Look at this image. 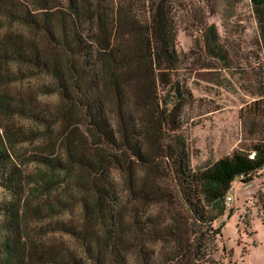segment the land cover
Segmentation results:
<instances>
[{
  "label": "trees",
  "instance_id": "16d2710c",
  "mask_svg": "<svg viewBox=\"0 0 264 264\" xmlns=\"http://www.w3.org/2000/svg\"><path fill=\"white\" fill-rule=\"evenodd\" d=\"M63 1L76 21L78 0ZM179 1L111 0L102 10L95 0L90 21L97 27L93 34L96 48L85 44L75 30L71 36L65 34L61 43L81 61L72 66L70 74L34 45L11 36L0 38V88L14 75L8 66L44 73L57 83L63 98L71 95L72 102L82 108L93 138L106 149L95 150L92 158L81 150H68L69 161L65 162L55 159L54 150L41 156V146L35 144L37 155L24 161L19 149L24 144L45 138L46 144L57 146V130H51L56 113L0 92V189L5 194L0 201V264L208 261L211 243L220 232L213 224L225 214L231 184L236 179L251 182L264 168V142H255L202 170L190 168L185 141L176 132L179 127L168 126L165 119L171 116L166 108L177 111L187 93L172 80L182 57L175 50L174 7ZM249 1L257 25L256 45L264 56V0ZM36 9L22 0H0V27L2 20L38 30L42 25L55 42L48 22H37ZM124 34L132 35L130 47L122 42ZM202 38L204 55L221 69L229 68L228 51L214 25L205 26ZM137 71L145 77L141 94L149 105L145 120L130 107L129 78ZM102 85L118 97V124L112 123L98 96ZM160 88L165 91L162 98ZM29 163L36 164L33 174L26 170ZM146 169L153 170L152 180L140 176ZM81 172L88 179L78 181L75 174ZM114 172L123 179L117 181ZM152 204L166 209L165 219L147 212ZM74 208L77 213L72 216ZM65 212L68 218H54ZM93 222L96 228L91 227ZM156 242L166 245L155 250L149 243Z\"/></svg>",
  "mask_w": 264,
  "mask_h": 264
},
{
  "label": "rangeland",
  "instance_id": "374dc122",
  "mask_svg": "<svg viewBox=\"0 0 264 264\" xmlns=\"http://www.w3.org/2000/svg\"><path fill=\"white\" fill-rule=\"evenodd\" d=\"M22 1L32 10L50 8L36 9V20L40 25L48 22V30L55 36V42L46 36L42 25L38 30L5 20L0 27V38L11 36L34 45L44 57L55 59L57 67L67 74L81 61L61 46L65 34L71 36L75 30L85 44L96 48L93 34L97 27L90 21L91 5L95 0H78L80 17L76 21L68 15L69 7L63 0ZM110 2L98 0L97 3L105 10ZM174 8L177 10L175 50L182 57L172 80L178 81L187 93L177 111L173 113L171 107L166 108L171 116L165 119L168 126L179 127L176 132L185 141L190 168L198 171L236 151L247 150L255 142H264V83L260 84L264 75V56L256 45L257 25L249 0H180ZM133 13H136L135 9ZM208 25H214L228 51L230 62L227 69H221L216 61L203 53V30ZM130 28L128 25L127 30ZM131 38L132 35L124 34L122 42L126 47L133 43ZM118 41L121 43L120 39ZM101 58L102 55L98 54L97 61L102 67ZM204 64L207 67H203ZM8 67L14 75L1 85L0 92H6L12 100L20 99L57 116L51 127L52 131L57 130V146L46 144L45 138L24 144L19 148L24 161L37 155L33 151L35 144H40L41 156H49L54 150L55 159L65 162L69 161L68 150H81L92 158L94 152L104 149L93 138L82 108L72 102L71 95L63 98L54 80L38 70L32 74L17 65ZM17 70H21L25 78ZM144 81L145 77L138 71L129 78L130 107L139 119L145 120L149 117V105L142 101ZM164 92L159 89L160 98ZM98 96L112 123L118 124V97L103 85ZM35 168V163H29L26 170L33 174ZM140 174L151 180L155 176L149 169L141 170ZM75 175L77 180L88 179L84 172ZM112 175L117 181L123 179V175L116 172ZM240 180L231 184V204L213 224L214 228H220V232L211 243L208 261L202 260L199 264H264V168L251 182ZM4 198L0 189V201ZM63 210L59 209L60 212ZM147 212L162 220L167 216L161 204L150 205ZM76 213L74 208L72 216ZM67 214L54 218L66 219ZM91 227L96 228V223L93 222ZM149 244L155 250L166 245L164 242Z\"/></svg>",
  "mask_w": 264,
  "mask_h": 264
},
{
  "label": "built area",
  "instance_id": "2783aa9c",
  "mask_svg": "<svg viewBox=\"0 0 264 264\" xmlns=\"http://www.w3.org/2000/svg\"><path fill=\"white\" fill-rule=\"evenodd\" d=\"M231 201H232V199H231V197L229 196V193L226 195V197H225V201H224V204H225V207L227 208V207H229V205L231 204Z\"/></svg>",
  "mask_w": 264,
  "mask_h": 264
}]
</instances>
